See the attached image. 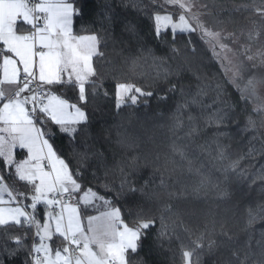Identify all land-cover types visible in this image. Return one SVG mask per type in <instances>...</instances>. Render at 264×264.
Returning a JSON list of instances; mask_svg holds the SVG:
<instances>
[{"label": "trees", "instance_id": "obj_1", "mask_svg": "<svg viewBox=\"0 0 264 264\" xmlns=\"http://www.w3.org/2000/svg\"><path fill=\"white\" fill-rule=\"evenodd\" d=\"M189 1L232 49L242 86L248 79L264 85V16L256 11L264 0ZM73 3L82 13L74 17V34L98 35L103 55L94 57L95 83L81 105L87 123L74 138L50 124V142L83 188L111 199L129 225L155 220L130 264H183L184 251L194 252L190 264H264V114L254 110L262 108L257 97L241 98L199 32L173 39L166 30L157 39L152 17L172 7L164 0ZM118 83L153 95L117 109ZM52 90L78 103L75 88ZM16 236L25 248L16 247ZM30 242L27 227L0 229V264H30Z\"/></svg>", "mask_w": 264, "mask_h": 264}, {"label": "snow or ice", "instance_id": "obj_2", "mask_svg": "<svg viewBox=\"0 0 264 264\" xmlns=\"http://www.w3.org/2000/svg\"><path fill=\"white\" fill-rule=\"evenodd\" d=\"M164 3L178 7L181 14L178 18L158 12L153 15L157 39L169 29L173 39L177 32H199L201 39L211 45L225 73L232 72L229 83L237 88L241 98L255 97L257 82L248 79L242 86L240 67L233 70L224 65L227 56L221 53L232 49L222 42L221 33L206 27L196 14L186 17L184 13L191 11V5L185 0ZM256 11L264 16V8ZM81 14L73 0H0V229H34L28 257L31 264H130L129 254L138 253L140 241L156 223L154 219L138 218L130 226L111 199L91 187L83 188L77 179L79 173L70 170L50 142V124L61 134L74 138L79 127L88 121L81 105L88 101L86 86L95 83L91 79L96 75L94 57L103 53L99 51L98 35L74 34V17ZM18 23L28 27L21 32ZM57 85L75 88L78 103L54 93L52 89ZM152 95L132 83H118L116 108L128 102L136 105L139 97ZM192 103H197L195 98ZM180 126L177 121L176 127ZM15 149L26 150V156L17 160ZM173 151L185 158L183 150L175 145ZM220 156L223 158L222 152ZM237 165L238 162L233 163L231 169L236 171ZM4 173L25 184L28 191L9 185ZM106 190L111 189L106 186ZM41 208L42 222L37 216ZM89 209L98 214L85 217L84 212ZM54 238H62V248L51 247ZM11 239L17 248L26 247L21 237ZM182 255L190 264L194 252L184 251ZM24 264H28V259Z\"/></svg>", "mask_w": 264, "mask_h": 264}, {"label": "rangeland", "instance_id": "obj_3", "mask_svg": "<svg viewBox=\"0 0 264 264\" xmlns=\"http://www.w3.org/2000/svg\"><path fill=\"white\" fill-rule=\"evenodd\" d=\"M185 2L191 5V11L184 13L186 15V17H191L192 14H196L198 16V18H199V14L198 13H200V11H199L198 4L195 3V2H191L189 0H185ZM170 6H172V5H170ZM160 14L161 15H163V14H171L174 18H178V16L181 14V10L178 7L172 6L171 9L163 8V10L160 11ZM164 31H166V30H164ZM167 31H169L171 33L170 29L167 30ZM177 33H179V32H177ZM171 35H172V33H171ZM218 51H220L219 48H218ZM260 51H261V54L264 57L263 50L260 49ZM252 54L254 56V52ZM224 55L227 56V60L224 61V65L229 67V68H232L233 70H235V60H236V58H235L233 52L229 51V52H226V53H221V56H224ZM229 61H231V63H229ZM226 75L228 77H231L232 76V72H228ZM256 97H257L258 103L262 105L261 107H264V85H256ZM263 114H264V110H263ZM20 151L21 150H19L17 152L16 151L14 152V156H15V158L17 160L21 159V158L18 159V155L20 154ZM22 154H23V152H22ZM25 156H26V152H25V155L23 156V158ZM8 184L11 185L12 187H14L17 190L18 189H22L21 192H27L28 191V187L25 184H23V183L22 184H19V183L18 184H12V183L8 182ZM85 190H87V189H85ZM28 202L29 201H26V203H28ZM41 210H43V208ZM42 214H43L42 216H44V212H42ZM97 214L98 213L94 209H89V210L84 212V216L85 217L87 215H97ZM38 219H39V217H38ZM42 220H43V217H42ZM85 223H86V221H85ZM132 226H134V225H132ZM29 230L31 231V229H29ZM33 232H34V229H33ZM31 238H32V231H31ZM50 243L52 245L54 242L51 241ZM32 244H33V240H32V242L30 244V249H31ZM183 264H186V262L184 261Z\"/></svg>", "mask_w": 264, "mask_h": 264}, {"label": "crops", "instance_id": "obj_4", "mask_svg": "<svg viewBox=\"0 0 264 264\" xmlns=\"http://www.w3.org/2000/svg\"><path fill=\"white\" fill-rule=\"evenodd\" d=\"M17 27H18V30L22 32L23 29H24V28H27L28 26H26V25H22V24H19V23H18V26H17ZM15 151H19V150H18V149H15L14 152H15ZM22 152H23V154H22ZM25 152H26L25 150H21V151H20V154L18 155V159H19V158L22 159L23 156L25 155ZM0 168H1V167H0ZM8 182H9V181L7 180V183H8ZM21 184H22V183H21ZM18 190L21 191L22 189H18ZM42 212H43L42 210H41V211L39 210V212L37 213V215H38L39 219L41 220V222L43 221V220H42V217H43V216H42V215H43ZM52 242H54V243L51 245V247H52L53 249H57V248H62V247H63L62 238H54Z\"/></svg>", "mask_w": 264, "mask_h": 264}, {"label": "built area", "instance_id": "obj_5", "mask_svg": "<svg viewBox=\"0 0 264 264\" xmlns=\"http://www.w3.org/2000/svg\"><path fill=\"white\" fill-rule=\"evenodd\" d=\"M30 229V228H29ZM31 231H32V238H31V242H32V240H33V229H31ZM31 242H30V244H31ZM78 254V253H77ZM30 264H31V260H30Z\"/></svg>", "mask_w": 264, "mask_h": 264}]
</instances>
